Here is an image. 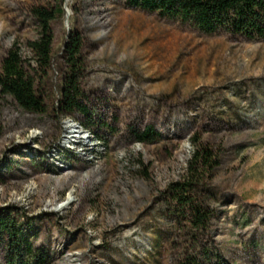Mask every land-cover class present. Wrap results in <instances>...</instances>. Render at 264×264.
I'll list each match as a JSON object with an SVG mask.
<instances>
[{
	"label": "rangeland",
	"instance_id": "1",
	"mask_svg": "<svg viewBox=\"0 0 264 264\" xmlns=\"http://www.w3.org/2000/svg\"><path fill=\"white\" fill-rule=\"evenodd\" d=\"M60 4L54 72L41 75L46 104L76 30L96 124L0 98V211L29 229L49 264H264V41L207 34L124 0ZM55 5L0 0V70L14 45L35 67L31 11ZM148 127L156 138L138 142ZM203 148L211 158L194 197L211 218L195 231L172 187ZM7 250L0 243V264H12Z\"/></svg>",
	"mask_w": 264,
	"mask_h": 264
},
{
	"label": "trees",
	"instance_id": "2",
	"mask_svg": "<svg viewBox=\"0 0 264 264\" xmlns=\"http://www.w3.org/2000/svg\"><path fill=\"white\" fill-rule=\"evenodd\" d=\"M62 0H56L54 8L33 7L32 15L37 20L39 32L29 41L35 67L26 66L17 45L10 48L0 70V98H11L21 109L29 113L50 112L67 118L74 114L88 118L87 127L95 125L85 103L86 94L81 85L85 71L83 40L76 30L70 31L64 42L61 57V86L51 106L46 104L41 75L48 77L54 72L53 33L51 22L62 17ZM128 7L180 20L207 34L225 32L250 40L264 41V0H124ZM38 68L41 74L38 73ZM34 70V71H33ZM137 141L150 143L156 138L151 127L137 133ZM211 154L206 148L194 152L189 161L188 174L173 187L175 199L188 212L192 230H200L211 218L210 210L199 203L194 194L200 188L199 173L206 168ZM29 229L22 228L11 213L0 211V243L7 244V257L12 264H49V254L44 247L36 246L30 239ZM220 264H229L222 261Z\"/></svg>",
	"mask_w": 264,
	"mask_h": 264
},
{
	"label": "bare ground",
	"instance_id": "3",
	"mask_svg": "<svg viewBox=\"0 0 264 264\" xmlns=\"http://www.w3.org/2000/svg\"><path fill=\"white\" fill-rule=\"evenodd\" d=\"M66 13H67V16H69V15H70V11H69V10H67V11H66Z\"/></svg>",
	"mask_w": 264,
	"mask_h": 264
}]
</instances>
